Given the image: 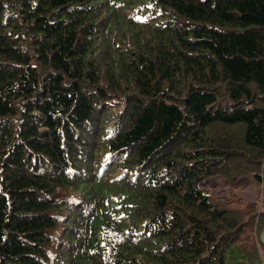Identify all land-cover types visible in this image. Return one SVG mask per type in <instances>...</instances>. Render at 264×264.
I'll list each match as a JSON object with an SVG mask.
<instances>
[{
	"label": "trees",
	"instance_id": "1",
	"mask_svg": "<svg viewBox=\"0 0 264 264\" xmlns=\"http://www.w3.org/2000/svg\"><path fill=\"white\" fill-rule=\"evenodd\" d=\"M263 232L264 0H0V264H264Z\"/></svg>",
	"mask_w": 264,
	"mask_h": 264
},
{
	"label": "rangeland",
	"instance_id": "2",
	"mask_svg": "<svg viewBox=\"0 0 264 264\" xmlns=\"http://www.w3.org/2000/svg\"><path fill=\"white\" fill-rule=\"evenodd\" d=\"M209 193L223 203H229L233 208H246L249 203H256L260 187L243 176L237 184H232L222 177H212L204 187ZM264 254V252H262Z\"/></svg>",
	"mask_w": 264,
	"mask_h": 264
},
{
	"label": "water",
	"instance_id": "3",
	"mask_svg": "<svg viewBox=\"0 0 264 264\" xmlns=\"http://www.w3.org/2000/svg\"><path fill=\"white\" fill-rule=\"evenodd\" d=\"M262 242H263V244H264V232H263V234H262Z\"/></svg>",
	"mask_w": 264,
	"mask_h": 264
}]
</instances>
